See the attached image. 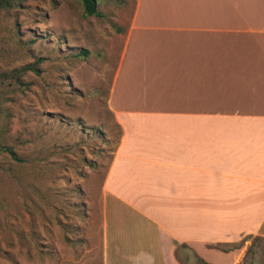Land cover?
<instances>
[{
  "label": "crops",
  "instance_id": "crops-1",
  "mask_svg": "<svg viewBox=\"0 0 264 264\" xmlns=\"http://www.w3.org/2000/svg\"><path fill=\"white\" fill-rule=\"evenodd\" d=\"M217 2L225 21L215 0H133L107 101L104 264L264 238V0Z\"/></svg>",
  "mask_w": 264,
  "mask_h": 264
},
{
  "label": "rangeland",
  "instance_id": "rangeland-1",
  "mask_svg": "<svg viewBox=\"0 0 264 264\" xmlns=\"http://www.w3.org/2000/svg\"><path fill=\"white\" fill-rule=\"evenodd\" d=\"M98 3L100 18L84 17L77 0L0 12V72L38 69L25 74L26 90L0 99V135L23 159L0 156V264H104L100 200L121 137L107 101L134 3ZM177 255L182 264H264V239Z\"/></svg>",
  "mask_w": 264,
  "mask_h": 264
},
{
  "label": "trees",
  "instance_id": "trees-1",
  "mask_svg": "<svg viewBox=\"0 0 264 264\" xmlns=\"http://www.w3.org/2000/svg\"><path fill=\"white\" fill-rule=\"evenodd\" d=\"M25 0H0V12L16 9L22 6ZM83 10L84 17H103V13L99 10L98 0H77ZM81 53L88 56L90 52L83 49ZM28 71L38 72L37 65H31L19 70L11 72H0V99L23 92L28 87L24 82V76ZM8 156L14 161L23 162L13 147L3 142L0 135V156ZM258 239H264L257 237Z\"/></svg>",
  "mask_w": 264,
  "mask_h": 264
}]
</instances>
